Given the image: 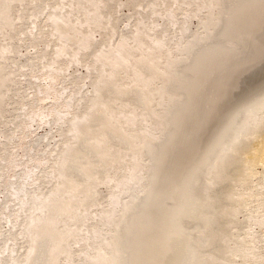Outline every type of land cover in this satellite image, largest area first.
Masks as SVG:
<instances>
[{"label":"bare ground","instance_id":"6f19581e","mask_svg":"<svg viewBox=\"0 0 264 264\" xmlns=\"http://www.w3.org/2000/svg\"><path fill=\"white\" fill-rule=\"evenodd\" d=\"M261 163L264 0H0V264H264Z\"/></svg>","mask_w":264,"mask_h":264},{"label":"rangeland","instance_id":"374dc122","mask_svg":"<svg viewBox=\"0 0 264 264\" xmlns=\"http://www.w3.org/2000/svg\"><path fill=\"white\" fill-rule=\"evenodd\" d=\"M114 1H116V0H114ZM118 1V0H117ZM121 9V10H120ZM120 12V13H119ZM119 13V14H118ZM123 13V14H122ZM129 14V10L127 9V8H125V7H121V8H119L118 9V12H117V16H118V18L121 20V22H120V20L118 19V23L119 24H117V27L119 26V28L120 27H123L124 25H126V24H128L129 23V21L128 20H126L127 19V15ZM125 15V16H124ZM123 16V17H122ZM42 19V18H41ZM40 19V20H41ZM128 23H127V22ZM194 22H195V24H194ZM192 24H190V26H189V29H192V30H194L195 28H196V26H197V21H192L191 22ZM195 25V26H194ZM22 47H23V49H22ZM22 47H20V48H18V50L20 49V51H18L19 53L18 54H16L15 56H17L16 58H18V61L16 60V62L17 63H19V62H22V60H23V55H25V52L28 50V49H26V48H24V46H22ZM25 50V51H24ZM24 51V52H23ZM22 52L24 53V54H22ZM21 53V54H20ZM26 54H29V52L27 53L26 52ZM20 56H21V58H20ZM75 68H77V71H76V69ZM70 67V69H69V67L68 68H66V69H68L67 70V73H66V71L64 72V75L66 76V75H68V76H70L69 74H75V75H77L78 74V76H82V70L79 68V67ZM73 72V73H72ZM39 104V106L41 107H46V105H47V101H45V102H42V103H38ZM44 104H45V106H44ZM46 129L47 128H45V127H43V126H38V125H36V123H32L31 124V126H30V128H29V131H31V134L32 135H30V133H29V136L30 137H33V138H39L40 137V135L42 136V135H44V134H46V133H48V132H46ZM48 131V130H47ZM51 135H49L48 137H49V139L47 138V140L46 139H44L39 145H38V148L40 149H44V148H50L53 144L52 143H54V139L55 138H53V133H50ZM38 136V137H37ZM45 140H46V143L43 145V143L45 142ZM53 140V141H52ZM48 145H49V147H48ZM51 145V146H50ZM45 146V147H44ZM43 147V148H42ZM18 153V154H17ZM17 153H16V155L17 156H19V152L17 151ZM21 155V154H20ZM261 166H263V167H261ZM255 168V170H258V171H260L262 168H264V163H261L260 164V166L259 165H257V166H255L254 167ZM260 169V170H259ZM14 173V172H13ZM102 190V189H101ZM100 190V191H101ZM104 189L101 191V192H103L104 193ZM106 192V191H105ZM106 194V193H105ZM1 197V196H0ZM1 200V199H0ZM2 227H4V226H2Z\"/></svg>","mask_w":264,"mask_h":264}]
</instances>
